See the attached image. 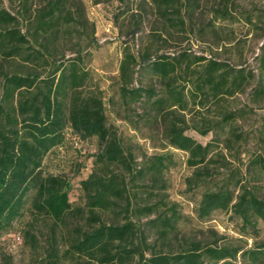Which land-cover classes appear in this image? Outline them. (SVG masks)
Returning <instances> with one entry per match:
<instances>
[{"label": "trees", "instance_id": "1", "mask_svg": "<svg viewBox=\"0 0 264 264\" xmlns=\"http://www.w3.org/2000/svg\"><path fill=\"white\" fill-rule=\"evenodd\" d=\"M29 1L23 0L22 5ZM149 1L164 25L179 28L185 22L183 4L190 15L198 2ZM73 8L77 18L68 11ZM217 12L221 18L230 16L226 6ZM82 16L83 9L75 0H46L22 33L18 18L0 6V57L3 62H16L15 72L0 70V236L22 216L31 194L33 220L51 225L44 264L77 260L91 264H264V242L258 243L260 225H264V198L259 196L264 178V124L260 150L248 161L245 174L230 168L218 148L219 143L223 149L232 147L242 112L221 102L244 93L252 82L256 83L253 102L264 101V43L257 75L186 52L152 58L148 51L137 56L123 51L116 97L109 99L117 117L131 124L128 111L140 104V122L153 132L159 130L167 147L186 155L185 164L191 170L185 179L186 192L193 196L190 201L197 222L208 223L215 213L229 214L240 240L254 244L247 247L244 241L233 248L218 246L217 239L207 244L183 237L180 249L171 251V238L185 225L177 204L162 206L136 199L150 198L154 189L163 187L166 172L176 166L174 153L145 155L136 165L116 128L108 123L103 98L92 90L80 53L56 56V44L67 34L61 26H74ZM136 66L160 88H129ZM210 101L218 109L214 129L195 130L201 136L214 130L215 137L202 145L185 134L182 112L189 104L203 108ZM67 130L82 142L95 140L98 146L93 172L80 181L81 204L70 201L72 186L64 177L41 170L44 157L63 145ZM247 176H252V183ZM29 229L24 237L34 238ZM238 256L241 263L236 261Z\"/></svg>", "mask_w": 264, "mask_h": 264}, {"label": "rangeland", "instance_id": "2", "mask_svg": "<svg viewBox=\"0 0 264 264\" xmlns=\"http://www.w3.org/2000/svg\"><path fill=\"white\" fill-rule=\"evenodd\" d=\"M75 1L83 9V16L80 23L74 26H61V30L67 34L56 44V56L64 53L67 58L73 56V51L80 53L82 66L91 77L92 90L98 91L103 98L108 123L116 128L124 147L131 151L136 165L145 155L149 157L164 151L175 155L176 166L166 172L163 187L154 189L150 198L144 196L141 200L136 199V202L160 203L162 206L177 204V210L184 217L182 222L185 225L177 237L171 238L168 249L179 250L183 237L207 244L217 239L218 246L230 245L233 248L244 245V241L247 242V247L253 246L251 240H240L229 214L215 213L210 222H197L193 213L194 203L190 201L193 196L186 192L185 179L191 173L185 164L186 155L167 147L159 130L153 132L140 122L138 116L143 112L140 104L132 106L128 111L130 124L117 117L109 99L116 97L120 83L119 67L125 50L134 56L148 51L152 58L186 52L243 68L246 72L251 71L257 75L260 48L264 43V0H198L190 15L185 12L186 6L183 4L181 8L185 22L180 28L164 25L149 0H117L106 4H94L93 0ZM45 2L46 0H30L23 6V0H0V6L18 18L21 32L24 33ZM225 6L229 18H221L217 12ZM68 11L77 18L74 8ZM15 67L16 62H3L0 57L2 72H15ZM255 84L252 82L244 93L221 102L228 109L242 110L241 117L235 124L232 147L223 149L220 143L218 147L229 167L239 168L242 174H245L248 161L259 152L260 137L263 134L264 101L253 102L251 92ZM140 86L160 88L156 80L139 71L136 66L133 67V77L128 87ZM1 94L0 89V97ZM116 110L119 111L117 108ZM182 113L187 125L186 135L202 145L212 142L215 137L214 130L201 136L195 128L214 129L218 113L214 102H208L203 108L189 104ZM223 138L220 135V139ZM97 148L95 140L82 142L67 130L63 145L53 149L43 159L41 170L44 174L64 177L71 184L69 199L72 203L81 204L80 181L93 172ZM219 173L226 171L221 170ZM247 180L252 183V176H247ZM260 184L259 196L264 198V178ZM30 201L31 194L27 197L22 216L8 232L0 236V264H44L52 235L51 225L48 221L33 220L30 215ZM260 227L262 232L258 243L264 242V225ZM27 229L34 238L24 237ZM7 257L11 261L6 260ZM236 261L241 263L239 256ZM64 264L91 263L77 260L66 261Z\"/></svg>", "mask_w": 264, "mask_h": 264}, {"label": "built area", "instance_id": "3", "mask_svg": "<svg viewBox=\"0 0 264 264\" xmlns=\"http://www.w3.org/2000/svg\"><path fill=\"white\" fill-rule=\"evenodd\" d=\"M17 240L19 241L20 239H19V238H17Z\"/></svg>", "mask_w": 264, "mask_h": 264}]
</instances>
